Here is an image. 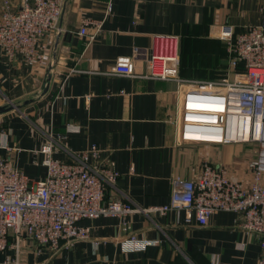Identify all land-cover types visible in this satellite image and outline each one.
<instances>
[{
    "label": "crops",
    "instance_id": "crops-1",
    "mask_svg": "<svg viewBox=\"0 0 264 264\" xmlns=\"http://www.w3.org/2000/svg\"><path fill=\"white\" fill-rule=\"evenodd\" d=\"M19 2L14 0V10ZM263 18L264 0H67L59 30L41 42L42 60L29 63L0 52V106L19 107L0 116V158L37 183L46 168L44 156L35 153L46 143H53L52 157L62 161L95 145L101 152L91 166L119 173L116 182L106 183V199L143 211L168 205L174 181L196 179L207 160L248 183L242 145L177 141L172 122L179 86L151 78L146 59L158 49L174 51L182 79L215 80L224 56L217 28L242 34ZM87 20L100 23L90 43L79 35ZM89 31L95 32L92 26ZM136 50V77L111 73L118 58ZM123 220L139 240L151 243L146 250L124 251L129 236ZM80 226L90 228L88 239L57 249L25 240L16 264H259L262 255L259 237L230 212H216L206 227L176 212L100 217ZM15 255L6 250L0 264H14Z\"/></svg>",
    "mask_w": 264,
    "mask_h": 264
},
{
    "label": "built area",
    "instance_id": "built-area-1",
    "mask_svg": "<svg viewBox=\"0 0 264 264\" xmlns=\"http://www.w3.org/2000/svg\"><path fill=\"white\" fill-rule=\"evenodd\" d=\"M0 1V52L10 58L22 55L29 63L42 60L41 42L59 30L67 0H20L17 10L14 0ZM111 8L109 3L108 12ZM99 31L100 23L87 20L79 35L90 43ZM216 34L230 54L229 74L224 79H182L180 57L174 51L158 49L146 60L151 78L179 86L172 122L177 141L253 149L255 155L247 165L249 182L234 180L227 167L207 160L196 179L174 181L168 205L143 211L122 199H106V183L116 182L119 173L91 166L101 152L97 146L76 154L72 161H62L52 157L53 143L48 142L35 153L44 156L41 164L46 168L45 177L37 183L14 168L9 158H0V254L13 249L16 264L27 239L52 249L63 242L88 239L90 228L80 222L100 217L125 219L136 212L163 217L176 212L206 227L216 212H230L241 217L243 230L259 237V264H264V18L242 34L229 26L218 27ZM140 57L136 50L131 57L118 58L111 73L136 77L135 62ZM240 63L243 70H239ZM131 230L123 220V231L129 236L124 251L146 250L151 243L139 240Z\"/></svg>",
    "mask_w": 264,
    "mask_h": 264
},
{
    "label": "rangeland",
    "instance_id": "rangeland-1",
    "mask_svg": "<svg viewBox=\"0 0 264 264\" xmlns=\"http://www.w3.org/2000/svg\"><path fill=\"white\" fill-rule=\"evenodd\" d=\"M215 39H216V41L218 43V46L224 50V52H223V55H224L223 56V59H220L219 60V62L220 61L221 62L218 63V67L216 69V72H217L216 79H224V78L228 77V74H229L228 71H229V60H230V58H229V55H228V52H227L228 50L225 48V45L226 44L224 42H221V40L217 38V34L216 33H215ZM180 60H181V58H180ZM179 72H180V64H179ZM244 152H245L244 153V157L245 158H247V155L249 156L248 157V162L255 155L253 149H251V148H246L245 147Z\"/></svg>",
    "mask_w": 264,
    "mask_h": 264
},
{
    "label": "water",
    "instance_id": "water-1",
    "mask_svg": "<svg viewBox=\"0 0 264 264\" xmlns=\"http://www.w3.org/2000/svg\"><path fill=\"white\" fill-rule=\"evenodd\" d=\"M47 87L45 88L44 92H47ZM32 101H27L26 103H24L25 105H28L29 103H31ZM19 109L18 106L12 105V104H7V105H3L0 106V116L3 114H6L8 112H11L13 110Z\"/></svg>",
    "mask_w": 264,
    "mask_h": 264
},
{
    "label": "trees",
    "instance_id": "trees-1",
    "mask_svg": "<svg viewBox=\"0 0 264 264\" xmlns=\"http://www.w3.org/2000/svg\"><path fill=\"white\" fill-rule=\"evenodd\" d=\"M223 42V41H222ZM226 44V43H225ZM226 49H227V46H226ZM228 52V51H227ZM228 55H229V58H230V54L228 53ZM229 62H230V60H229ZM243 66H244V64L243 63H240V68H239V70H243ZM215 80H218V79H215Z\"/></svg>",
    "mask_w": 264,
    "mask_h": 264
}]
</instances>
